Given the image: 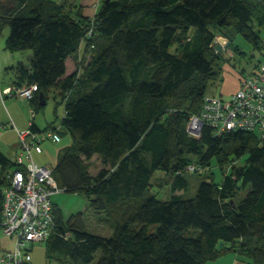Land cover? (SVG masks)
<instances>
[{"label": "trees", "instance_id": "obj_1", "mask_svg": "<svg viewBox=\"0 0 264 264\" xmlns=\"http://www.w3.org/2000/svg\"><path fill=\"white\" fill-rule=\"evenodd\" d=\"M82 8L65 0H0L7 47L32 51L30 68H15L16 86L37 83L29 103L35 113L52 88L67 101L62 125L72 142L53 168L59 185L85 193L96 213L115 222L113 235L103 236L86 230L82 211L68 219L55 211L50 253L75 264H90L99 249L95 264H205L236 249L264 264V141L244 130L216 134L209 125L199 136L188 131L228 59L214 26H231L264 49V0H103L91 38ZM82 40L92 50L84 67ZM228 46L230 58L244 54L232 41ZM29 125L42 130L34 117ZM95 154L101 167L92 175ZM213 159L223 173L219 183ZM0 164L3 171L16 166L1 148ZM191 164L202 170L190 171ZM157 171L171 177L168 199L153 191ZM205 173L212 180H202L194 196L180 193L189 175ZM240 188H248L244 197H236Z\"/></svg>", "mask_w": 264, "mask_h": 264}, {"label": "built area", "instance_id": "obj_2", "mask_svg": "<svg viewBox=\"0 0 264 264\" xmlns=\"http://www.w3.org/2000/svg\"><path fill=\"white\" fill-rule=\"evenodd\" d=\"M96 24L90 26L86 37L94 35ZM92 44L90 47L92 48ZM37 83L7 87L2 95L19 97L28 104L37 90ZM31 119L35 111L30 107ZM204 125L216 134L229 131H249L264 141V62L253 73L246 74L240 87L229 96H207L199 113H192L188 131L199 136ZM20 151L27 155L23 163L17 157L18 168L4 177L0 201V234L14 238V247L3 250L0 264H31V245L50 239L56 231V215L52 196L64 190L53 167L33 160L32 150L41 152L45 140L60 141L62 136L54 127L34 130L30 125L18 129ZM190 171L202 170L191 164Z\"/></svg>", "mask_w": 264, "mask_h": 264}, {"label": "rangeland", "instance_id": "obj_3", "mask_svg": "<svg viewBox=\"0 0 264 264\" xmlns=\"http://www.w3.org/2000/svg\"><path fill=\"white\" fill-rule=\"evenodd\" d=\"M75 3V2H74ZM73 3V4H74ZM94 14L91 17V26L96 24ZM214 31L217 34V40L224 39L226 41H232V47H240L243 50L244 54H237L235 60L240 62L242 66L246 69H251L255 67L256 64L260 62H264V49H256L253 47V44L247 40L242 34L238 33L233 27H217L214 26ZM262 38L264 39V28H261L260 32ZM9 35V28L6 27L0 33V42L2 47L7 44V38ZM221 45L224 48H227V44ZM229 47V46H228ZM230 55L233 54V49L229 47L226 49ZM92 50L91 49H83V51H79L77 56L81 63V66L84 67L90 57H91ZM22 59V58H21ZM24 62L28 63L26 59ZM218 87L216 83H211L209 85L207 94H216L218 93ZM66 100L62 99V95L60 92L52 88L47 92V102L42 105V107L36 112L35 121L41 128L46 127H57L62 125L63 119L65 117V107H66ZM10 114L15 117L17 120L24 121L27 125L30 124L31 113L30 107L27 102H24L22 99L18 97L8 98L6 100V105L0 103V124L3 127L6 126L10 119ZM10 129V130H9ZM9 133L7 134V141H1L3 148L5 151L9 149V142L14 140L17 137L16 131H11L12 128H9ZM49 141V140H48ZM46 142V141H45ZM43 142V144L45 143ZM63 143V141L61 142ZM59 143V144H61ZM46 152V153H45ZM44 152V157L51 159V156L47 155V151ZM57 154V152H56ZM58 155H52V159L50 160V165H53L54 160L57 158ZM247 155L235 159L236 165H241L246 161ZM52 162V163H51ZM91 166V162H90ZM229 166L226 170H229ZM211 169L215 176V182L219 183L223 178V173L221 171L220 165L217 163L216 159L212 160ZM171 177L168 174L161 173V171H157L156 174L153 176V184L156 185L153 188V191L157 195L159 199H168L171 194V186H170V179ZM190 181V186L186 191H180L182 195L185 197H191L196 194L198 189V185L202 180H212V177H209V174L205 173L202 176L191 174L188 176ZM3 184L0 186L2 187ZM248 188H240L236 193V197H244ZM179 193V192H177ZM52 201L55 206V211L59 217L62 214V219H68L70 215L73 213H77L78 211H82L84 213V219L86 224V230L95 234H100L103 236H112L115 229V222L108 217L105 213H96L91 207V201L89 197L85 193L79 192H68V191H61L52 196ZM157 225L153 224L150 225V229L152 231L156 230ZM191 230H196L192 228ZM13 239L10 237L5 236L4 234H0V253L3 249H8L13 246ZM34 248L32 250V255L37 257V264H75L69 256L63 255L61 253H50L48 242H38L35 243ZM101 249H99L95 255L94 259L90 264H95L98 258L101 255ZM68 257V258H66Z\"/></svg>", "mask_w": 264, "mask_h": 264}, {"label": "crops", "instance_id": "obj_4", "mask_svg": "<svg viewBox=\"0 0 264 264\" xmlns=\"http://www.w3.org/2000/svg\"><path fill=\"white\" fill-rule=\"evenodd\" d=\"M62 1V0H61ZM65 1H69L70 3H74L77 6H82V15L85 17H89L91 18L94 14H96L102 3L103 0H65ZM261 28H264L261 27ZM261 32V29H260ZM261 35V34H260ZM262 38V36H261ZM220 42H222L223 44H229L231 41H226L224 39L221 41V39H219ZM262 43L264 46V39L262 38ZM85 41L82 40L78 49V52L83 51V49H85ZM225 49V56H227L228 59L224 60V62L221 65L222 68V74L220 76V78L218 80H216L214 83L217 84L218 87V93L216 94H206V96H229L231 93H233L234 91H236L241 84L242 78L244 77L246 72H251L253 71L254 67L251 69H246L244 68V66L241 65L240 62H237L235 60L236 58V54L233 55V57H229V53ZM229 49V48H228ZM229 55V56H228ZM32 57V51H18V52H12L8 47L7 44L4 45V48L2 47V44L0 42V103L3 105H6V100L8 98H11V96H3V90L6 89L7 87H13L17 85V74L15 71V68L19 65H23L26 68H30V60ZM22 58V59H21ZM28 60L27 62H24L25 60ZM83 72V70L81 71ZM80 72V73H81ZM213 83V84H214ZM28 85L26 82H24L21 86H25ZM209 88V87H208ZM208 91V89H207ZM12 98H14L12 96ZM19 98V97H18ZM21 99V98H20ZM24 101V100H23ZM25 102V101H24ZM29 105V104H28ZM30 107V105H29ZM31 113V111H30ZM36 117V114L34 116V118ZM31 122V119H30ZM1 123V122H0ZM29 125H27L24 121L21 120H17L15 117H13L10 114V119L8 121V123L6 124L5 127L2 126V124H0V148L1 150L7 154L9 156V158L13 161V163H15L16 166H12L11 168H7L6 170H2V165L0 164V177H6V175L10 172H12V170H14L15 168H18L19 164L17 163V157L21 156L23 159V163L27 162V155L26 153H24L23 151H20V141H19V134H18V129H24L27 128ZM12 128L11 131H16L17 137L9 142V149L8 151H5L3 148V145L1 143V141H7V134L9 133L8 129ZM41 128V127H40ZM54 128H56V130L58 132H60L62 139L58 142L53 141V140H45L44 144H42L43 150L41 152H38L36 150H32L31 152V156L33 158V160L37 163L43 164V165H49L51 167H55L61 150L63 148H65L66 146L70 145V143L72 142V136L68 133V131L66 130V128L63 125H59V126H55ZM41 129H45V128H41ZM10 130V129H9ZM63 141V143H61ZM61 143V144H59ZM47 151V155H49V157L51 156L52 159V155H58L57 158L54 160V164L50 165V160H48V158L44 157V152ZM57 152V154H56ZM46 153V152H45ZM89 162H91V166L89 168L90 172L92 175H95L98 170L101 167V162H100V158L98 154H95L92 159L89 160ZM52 163V162H51ZM8 237V236H7ZM12 238V237H10ZM14 241V238H12ZM15 242V241H14ZM45 242V241H43ZM48 242V240H47ZM38 243V242H35ZM33 243L31 245V252L34 248V244ZM14 247V243L13 246L11 248ZM10 249V248H8ZM5 250V249H3ZM3 250L0 253V256L3 252ZM68 258V257H66ZM37 257L32 255V262L31 264H37ZM205 264H253L250 260L246 259V256H244L243 254L239 253L236 249L235 250H229L227 252H225L224 254H222L221 256H219L218 258L214 259V260H210L208 262H206Z\"/></svg>", "mask_w": 264, "mask_h": 264}, {"label": "water", "instance_id": "obj_5", "mask_svg": "<svg viewBox=\"0 0 264 264\" xmlns=\"http://www.w3.org/2000/svg\"><path fill=\"white\" fill-rule=\"evenodd\" d=\"M107 1H108V0H107ZM228 45H229V44H227V46H228ZM217 48H218V49H222V48H223V45L218 44V45H217ZM41 97H43L42 94H41ZM45 103H46V100H42V101H41V104H42V105H44ZM263 235H264V233H263Z\"/></svg>", "mask_w": 264, "mask_h": 264}]
</instances>
